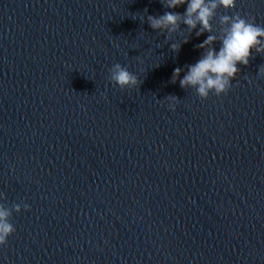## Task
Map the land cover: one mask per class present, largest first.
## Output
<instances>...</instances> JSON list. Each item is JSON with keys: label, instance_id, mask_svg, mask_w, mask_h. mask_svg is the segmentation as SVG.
<instances>
[{"label": "water", "instance_id": "95a60500", "mask_svg": "<svg viewBox=\"0 0 264 264\" xmlns=\"http://www.w3.org/2000/svg\"><path fill=\"white\" fill-rule=\"evenodd\" d=\"M165 11L0 0V203L30 206L13 212L0 264H264V55L201 100L172 73L209 33L166 38L146 20ZM236 12L264 26V0L219 8L217 51L219 18ZM115 63L139 87L113 85Z\"/></svg>", "mask_w": 264, "mask_h": 264}, {"label": "clouds", "instance_id": "9594fccd", "mask_svg": "<svg viewBox=\"0 0 264 264\" xmlns=\"http://www.w3.org/2000/svg\"><path fill=\"white\" fill-rule=\"evenodd\" d=\"M160 2L169 11L159 16H146L147 23L153 30L166 33V38H170L183 24L189 32L195 30L197 37L209 33L202 43L196 45L198 49L204 50L201 57L184 68L176 67L172 73L173 83L178 80L182 89H194L201 100H206L210 94L217 97L227 95L232 88L233 80L241 71L239 65L248 66L253 59V53L264 55V26L258 25L254 18L242 16L239 12L220 16V24L226 27L221 29L219 50L213 47L218 40L217 35L212 34V21L217 10L233 9L237 0H160ZM181 6H186L183 13L175 11ZM183 43H188V40H184ZM170 48L171 51L178 52L180 45L173 43ZM109 73L110 82L121 90L135 89L141 83L136 74L120 63H115L109 69ZM258 75L264 77V65L259 67ZM162 102H166L170 110L175 111L179 98L169 95ZM22 210H30V206L24 203L8 207L0 203V246H5L8 238L16 231L14 224L11 223L13 212L18 214Z\"/></svg>", "mask_w": 264, "mask_h": 264}]
</instances>
